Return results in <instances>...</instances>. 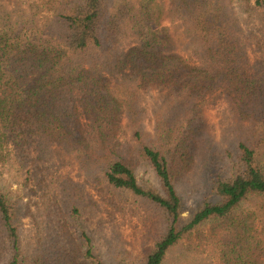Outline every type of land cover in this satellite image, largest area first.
<instances>
[{"label":"trees","instance_id":"1","mask_svg":"<svg viewBox=\"0 0 264 264\" xmlns=\"http://www.w3.org/2000/svg\"><path fill=\"white\" fill-rule=\"evenodd\" d=\"M3 174L0 264H264V0H0Z\"/></svg>","mask_w":264,"mask_h":264},{"label":"rangeland","instance_id":"2","mask_svg":"<svg viewBox=\"0 0 264 264\" xmlns=\"http://www.w3.org/2000/svg\"><path fill=\"white\" fill-rule=\"evenodd\" d=\"M162 25L168 27V23L166 21H164ZM175 40H176V46L179 47L181 43L180 38L175 36ZM28 81H31V80H28ZM155 96H156V93L153 92L152 96L144 95L142 98L148 111H150V109L152 108V104L154 102ZM204 115H205V120L207 124L209 125L211 132L217 138L216 139L217 141L226 127L225 123L228 119V108L225 103L221 102L215 107L206 109L204 112ZM210 153L211 152H208L207 156L210 155ZM67 172L68 174H70L71 178L74 181L80 180L77 177V166L75 163H72V165H70L67 168ZM0 177H2L0 178V186L1 188H3V190H9V188H11L12 190H15L17 188L15 184L9 181L8 175L3 174ZM154 177L155 176L153 175L152 171L147 169L146 172H140L139 182L142 185L146 183H150V185L157 187L158 183ZM188 213L189 212L185 213L184 216H187ZM109 230L106 231L107 234ZM116 231L120 232L119 237L117 238L120 244H124L130 241L131 232L129 228L123 226L122 228H117ZM205 234H207L206 231H205ZM110 235H112V233H110ZM190 243L193 248H197V246L199 245V241L197 238H193ZM116 249L117 247L113 246V250H116ZM203 250H204L203 248L199 249L197 252H186L183 248L175 250L171 254L172 259L170 260V264H217V261L215 260V258L213 256L211 257L210 255H208V251L207 253L205 251L204 254H202L201 251ZM195 254H198L199 256H195Z\"/></svg>","mask_w":264,"mask_h":264}]
</instances>
